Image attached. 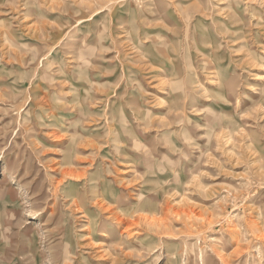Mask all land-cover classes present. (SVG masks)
Listing matches in <instances>:
<instances>
[{"label": "rangeland", "instance_id": "1", "mask_svg": "<svg viewBox=\"0 0 264 264\" xmlns=\"http://www.w3.org/2000/svg\"><path fill=\"white\" fill-rule=\"evenodd\" d=\"M0 264H264V0H0Z\"/></svg>", "mask_w": 264, "mask_h": 264}, {"label": "bare ground", "instance_id": "2", "mask_svg": "<svg viewBox=\"0 0 264 264\" xmlns=\"http://www.w3.org/2000/svg\"><path fill=\"white\" fill-rule=\"evenodd\" d=\"M148 4V3H147ZM210 73H211V75L212 76H216V79H215V82H217V83H219L220 84V82H221V78L219 77V76H224L225 77V72H224V70L221 68V65H220V63H217L216 65H212V66H210V67H207L206 68ZM218 76V77H217ZM214 80V79H213ZM218 84V85H219ZM215 86L217 85L216 83L214 84ZM229 85V84H228ZM232 85V84H231ZM226 87H229V86H226ZM220 88V87H219ZM218 88V89H219ZM221 88H223V87H221ZM220 88V89H221ZM169 91V90H168ZM226 92V91H225ZM220 95H224V92L223 91H216L215 89L213 90V96H220Z\"/></svg>", "mask_w": 264, "mask_h": 264}]
</instances>
